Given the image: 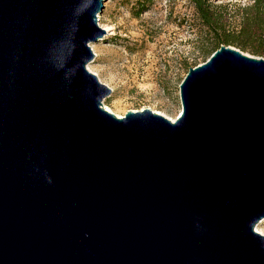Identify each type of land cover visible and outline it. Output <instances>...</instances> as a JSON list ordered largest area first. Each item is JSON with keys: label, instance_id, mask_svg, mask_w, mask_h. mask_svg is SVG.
<instances>
[{"label": "water", "instance_id": "water-1", "mask_svg": "<svg viewBox=\"0 0 264 264\" xmlns=\"http://www.w3.org/2000/svg\"><path fill=\"white\" fill-rule=\"evenodd\" d=\"M107 0H0V264H264V57L221 45L172 121L87 64Z\"/></svg>", "mask_w": 264, "mask_h": 264}, {"label": "rangeland", "instance_id": "rangeland-1", "mask_svg": "<svg viewBox=\"0 0 264 264\" xmlns=\"http://www.w3.org/2000/svg\"><path fill=\"white\" fill-rule=\"evenodd\" d=\"M238 25L254 0H207ZM141 5H145L144 8ZM141 6V8H139ZM103 38L87 64L112 88L104 106L116 115L149 108L171 120L182 112L180 85L189 68L209 59L210 35L194 0H107L98 14ZM264 234V219L255 227Z\"/></svg>", "mask_w": 264, "mask_h": 264}, {"label": "trees", "instance_id": "trees-1", "mask_svg": "<svg viewBox=\"0 0 264 264\" xmlns=\"http://www.w3.org/2000/svg\"><path fill=\"white\" fill-rule=\"evenodd\" d=\"M194 3L211 37L204 50L208 56L224 44L264 57V0H254L251 6L245 7L241 21L235 26L225 22L223 11L215 10L207 0H194Z\"/></svg>", "mask_w": 264, "mask_h": 264}, {"label": "bare ground", "instance_id": "bare-ground-1", "mask_svg": "<svg viewBox=\"0 0 264 264\" xmlns=\"http://www.w3.org/2000/svg\"><path fill=\"white\" fill-rule=\"evenodd\" d=\"M106 108V107H105ZM107 110H109V111H111V109L109 108V107H107ZM112 112V111H111ZM121 117V116H120ZM172 121H174V120H172Z\"/></svg>", "mask_w": 264, "mask_h": 264}]
</instances>
